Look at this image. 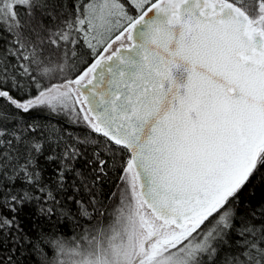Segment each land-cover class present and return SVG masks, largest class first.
Returning <instances> with one entry per match:
<instances>
[{"label": "snow or ice", "instance_id": "6c2138e0", "mask_svg": "<svg viewBox=\"0 0 264 264\" xmlns=\"http://www.w3.org/2000/svg\"><path fill=\"white\" fill-rule=\"evenodd\" d=\"M257 191L264 0H0V264H264Z\"/></svg>", "mask_w": 264, "mask_h": 264}, {"label": "trees", "instance_id": "16d2710c", "mask_svg": "<svg viewBox=\"0 0 264 264\" xmlns=\"http://www.w3.org/2000/svg\"><path fill=\"white\" fill-rule=\"evenodd\" d=\"M18 11L23 12V9H18ZM35 94V93H33ZM13 95H18L16 92H13ZM51 125L53 126V128L55 129V131L57 133L62 132L65 128H67L68 131H71L73 135H78L83 137L85 135L86 130L83 127H74L71 125L67 124L66 119L64 118H53L50 121ZM51 169H48V171H50ZM47 175V173L45 174ZM116 176L114 174H110L109 176V180L105 186L104 191L108 194L111 193V191L114 190L115 188V184L113 183V181H115ZM261 196H264V192L262 191H257L256 192V197L257 199H259ZM105 205H107L109 203V201L107 199H105L104 201ZM62 232L64 235L71 237L73 235V229L71 224H67L65 226L64 229H62ZM45 251L48 253L49 257H51L53 255L51 248H46ZM17 259H20L19 255L16 256Z\"/></svg>", "mask_w": 264, "mask_h": 264}]
</instances>
